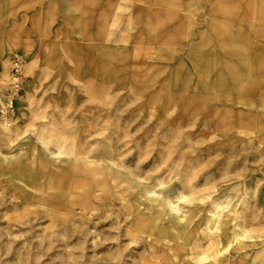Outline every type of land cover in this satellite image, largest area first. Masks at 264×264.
Wrapping results in <instances>:
<instances>
[{
  "label": "rangeland",
  "instance_id": "374dc122",
  "mask_svg": "<svg viewBox=\"0 0 264 264\" xmlns=\"http://www.w3.org/2000/svg\"><path fill=\"white\" fill-rule=\"evenodd\" d=\"M0 108V264H262L264 0H0Z\"/></svg>",
  "mask_w": 264,
  "mask_h": 264
},
{
  "label": "bare ground",
  "instance_id": "6f19581e",
  "mask_svg": "<svg viewBox=\"0 0 264 264\" xmlns=\"http://www.w3.org/2000/svg\"><path fill=\"white\" fill-rule=\"evenodd\" d=\"M59 145H61V144H59ZM64 154L73 155V154H75V151L71 150V151L64 153ZM181 197H183V196H181ZM203 246L204 245H202V247ZM240 249H242V247ZM261 252L264 253V250H262ZM240 253H242V252H240ZM240 253L235 252L234 255H231L228 258L224 257L221 259H216L214 264H247L246 261H249V259L246 257V255L241 256L243 253L242 254H240ZM249 253L251 254V253H253V251L252 252L249 251L248 254ZM183 255L184 254L181 251H179V249H177V247H176V254L174 256L176 258L177 257L181 258V257H183ZM182 259H184V258H182ZM206 259H207V257L204 254H199V256H198L199 262L206 260ZM261 261H262V264H264V254L261 257ZM146 262L148 264H172L171 259L169 257H167V256L163 257V255L162 256L157 255V253H153L150 257H148Z\"/></svg>",
  "mask_w": 264,
  "mask_h": 264
},
{
  "label": "built area",
  "instance_id": "2783aa9c",
  "mask_svg": "<svg viewBox=\"0 0 264 264\" xmlns=\"http://www.w3.org/2000/svg\"><path fill=\"white\" fill-rule=\"evenodd\" d=\"M12 72H13V80L14 81H13L12 89L6 95L7 104H8V106L6 108L12 107V105L15 102V98L18 96L19 92L21 91L22 79H21V75L19 73V62H18V60H15L13 62ZM4 110H5L4 108H0V114H3Z\"/></svg>",
  "mask_w": 264,
  "mask_h": 264
}]
</instances>
